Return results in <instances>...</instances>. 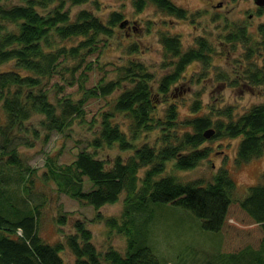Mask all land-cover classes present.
<instances>
[{
	"label": "trees",
	"instance_id": "1",
	"mask_svg": "<svg viewBox=\"0 0 264 264\" xmlns=\"http://www.w3.org/2000/svg\"><path fill=\"white\" fill-rule=\"evenodd\" d=\"M89 1L0 0V264H64L66 249L74 264H164L152 249L157 234L154 206L168 204L189 211L186 217L200 219L204 230L224 234V249L204 264H264L263 255H255L264 247V173L243 199L234 198L237 183L225 167L209 180H184L172 173L209 160L215 139L239 140L237 166L263 156L264 99L241 112L236 105L221 106L222 100L218 107L213 101L205 103L201 93L183 96L176 84L192 63L208 67L214 46L201 36L185 50L182 40L168 33L160 36L162 68L168 69L162 77L146 63L128 58L112 63L115 68L107 73L111 77L87 87L92 68L89 64L81 72L82 64L104 49L101 39L112 37L124 20L118 11L104 20L87 8L73 18L68 2L79 6ZM131 1L136 13L153 4L176 19L189 17L173 0ZM257 12L264 14V7L257 6ZM232 21L221 41L232 45V53L242 47L238 63L244 72L232 68L219 75V83H247L264 98V22L258 24V34H250L245 24ZM137 51L132 43L129 52ZM55 77L59 80L53 82ZM75 86L76 95L65 93ZM100 97L109 98L105 109L88 122L86 104ZM76 123L93 130L89 145L94 152L83 149L70 163L49 155L42 173L28 164L21 148H33L40 139L47 143ZM208 130L214 131L210 138L205 136ZM115 147V156H98L99 149ZM53 189L94 208L109 235L124 237L125 249H99L81 220L74 223L73 233L47 243L40 221L54 207ZM121 199L119 216L100 214L103 206ZM55 222L66 225L67 214L60 213Z\"/></svg>",
	"mask_w": 264,
	"mask_h": 264
},
{
	"label": "rangeland",
	"instance_id": "2",
	"mask_svg": "<svg viewBox=\"0 0 264 264\" xmlns=\"http://www.w3.org/2000/svg\"><path fill=\"white\" fill-rule=\"evenodd\" d=\"M173 1L178 6L188 10V19H176L157 10L153 4H149L143 12L136 13L131 0H90L79 6H73V3L68 2V9L71 10L73 18L76 12L83 8L91 9L104 20H107L113 11H118L124 16L123 22L114 28L112 37H101L103 41L99 45L104 49L88 57L86 62L82 64L81 72L86 71L89 64L92 68L91 71H88L87 87L97 85L105 75L111 77L107 73L112 74L111 71L115 68L112 63L119 64L128 58H135L151 66L157 77L160 78L168 72V69L162 68L165 53L160 42L161 34L168 33L178 36L182 40L185 50L194 44L197 37L203 36L212 40L215 54L213 53L208 67L197 62L187 67L183 73V78L176 84L178 87L180 86V91L183 90L180 93L188 98L195 93H201L205 103L213 101L212 104L218 107L219 101L222 100L221 106L225 103L226 105H236L241 112L254 102H261L264 98L259 94V89L248 88L247 83L232 87L227 83H219L218 80L221 73L229 74L232 68L236 72H244L242 63L240 65V62L238 63L239 58H242V47L237 45V47L239 46L238 51L232 53L230 51L232 45L223 43L221 38L231 29L232 24L229 23L231 20L235 25L245 24L250 34H258L257 26L264 22V14L258 15L254 0ZM230 24L231 26L228 27ZM105 43L110 45L104 47ZM132 43L137 44L138 51L136 53L129 52ZM236 61L237 65H235ZM243 65L245 66V63ZM58 80L59 78L55 77L53 82ZM76 91L77 86L68 87L65 93L76 95ZM108 100L109 98L100 97L92 98L87 102L86 119H89L88 122L100 110L105 109ZM185 112H187L186 108ZM36 123L37 119L33 120V124ZM72 127L71 130L63 134L64 136L55 133L47 143H43L40 139L33 148H21L23 152H26L25 158L28 164L42 173L45 159L49 155H58L60 162L70 163L75 155L83 149L94 152L95 149L89 145L93 130L80 123H76ZM238 142V139H215L210 143L213 147V153L209 160L195 169L172 171V173L180 175L184 180L198 178L209 180L220 167H225L237 183V188L233 194L234 198L243 199L248 194L249 187L261 180L264 173V155L237 166L235 155ZM117 149H99L98 156L105 157L108 154L115 156L119 153ZM167 172L169 173V171ZM37 188H41L38 187V183ZM42 190L47 191L48 188L42 187ZM53 193L56 194L52 202L54 207L50 209L51 212L46 213L49 216L44 219L41 217L40 221V223L43 221L40 233L47 243L54 244L60 241L63 236L73 233L75 231L74 223L81 220L93 232L95 243L99 249L104 250L110 246L121 250L125 249L124 237L116 232L109 235L110 229L106 228L107 225L104 222L96 219L97 213L94 208L86 204L81 205L64 194L59 195L55 189H53ZM122 207L121 199L117 203L103 206L100 209V214L103 217L119 216ZM63 212L67 214L68 222L66 225L60 226L55 222V219ZM154 212V232L157 234H155L154 240L151 237L152 242L155 243L152 249L159 255L164 264H180L182 261L188 262V264H204L214 254L219 255V251L222 252V246L224 249V234L204 230L201 227L202 221L200 219L186 217V214L190 213L186 209L168 204L154 206ZM154 232H151V236ZM256 251H259L260 254L256 253L255 255H263L264 258V247ZM62 256L64 264H74V256L69 249H66ZM236 261L239 262L237 264H242L239 260Z\"/></svg>",
	"mask_w": 264,
	"mask_h": 264
},
{
	"label": "water",
	"instance_id": "3",
	"mask_svg": "<svg viewBox=\"0 0 264 264\" xmlns=\"http://www.w3.org/2000/svg\"><path fill=\"white\" fill-rule=\"evenodd\" d=\"M254 2L258 7H264V0H254ZM213 134H214L213 130H208L206 131L205 136L206 138H210Z\"/></svg>",
	"mask_w": 264,
	"mask_h": 264
},
{
	"label": "flooded vegetation",
	"instance_id": "4",
	"mask_svg": "<svg viewBox=\"0 0 264 264\" xmlns=\"http://www.w3.org/2000/svg\"><path fill=\"white\" fill-rule=\"evenodd\" d=\"M221 4V3H220Z\"/></svg>",
	"mask_w": 264,
	"mask_h": 264
}]
</instances>
